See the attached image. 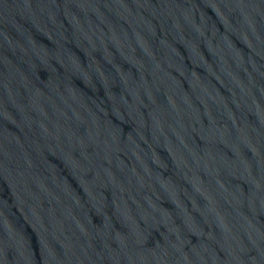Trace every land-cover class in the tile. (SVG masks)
<instances>
[{"label": "water", "instance_id": "95a60500", "mask_svg": "<svg viewBox=\"0 0 264 264\" xmlns=\"http://www.w3.org/2000/svg\"><path fill=\"white\" fill-rule=\"evenodd\" d=\"M0 264H264V0H0Z\"/></svg>", "mask_w": 264, "mask_h": 264}]
</instances>
